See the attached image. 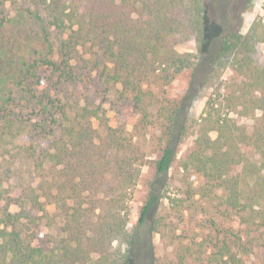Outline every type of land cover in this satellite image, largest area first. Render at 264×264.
<instances>
[{"label": "trees", "instance_id": "16d2710c", "mask_svg": "<svg viewBox=\"0 0 264 264\" xmlns=\"http://www.w3.org/2000/svg\"><path fill=\"white\" fill-rule=\"evenodd\" d=\"M11 1L0 0V29L10 22L6 4ZM28 1L46 12L49 25L63 38L57 59L50 46L48 53L28 50L18 59L11 55L16 49L0 44V157L8 161L18 138L30 140L25 154L39 177L31 201L44 212L53 204L62 226L57 239L38 246L26 235L21 213L0 206V264H129L141 248L139 229L151 219L149 229L159 232L155 217L161 191L189 135L196 92L178 97L169 89L185 70L192 71L193 82L204 67L206 84L228 67L241 80L232 79L224 92L209 98L182 168L188 180L202 182L196 194L209 199L223 191L228 215L251 226L257 214L264 227V65L256 58L264 24L255 22L242 34L241 12L231 10L234 0H213L227 25L212 52L205 48L211 28L205 0ZM239 1L250 9L252 0ZM192 39L198 53L176 50L179 42ZM77 66L96 71L105 94L114 91L125 105L123 113L117 111L120 126H111L103 106L85 105L69 114L59 94L61 86L80 78ZM39 71L50 72L42 91L33 88L41 85ZM23 101L43 119L35 122L39 132L53 137L51 153L35 156L34 127L25 128ZM257 112L261 115L251 133L231 117ZM128 125L132 133L125 130ZM148 131L157 135L159 148L149 161L134 141ZM146 163L156 179L149 183L138 224L130 229L129 202ZM236 247L238 242H224L210 263L240 264Z\"/></svg>", "mask_w": 264, "mask_h": 264}, {"label": "rangeland", "instance_id": "374dc122", "mask_svg": "<svg viewBox=\"0 0 264 264\" xmlns=\"http://www.w3.org/2000/svg\"><path fill=\"white\" fill-rule=\"evenodd\" d=\"M211 1L212 6H210ZM205 2L208 5L207 17L211 26L205 48L213 52L217 49V36L221 34V28H225L227 23L219 18L213 0H205ZM231 10L241 12L242 34H247L255 22L264 24V0H252L248 10H244L242 2L234 0ZM6 16L10 22L0 29V44L17 50L12 51L11 55L19 59L26 55L28 50L32 53L37 51L48 53L50 46L54 52L53 57L58 58L59 44L63 36L49 25V18L43 9L36 8L28 0H13L6 4ZM46 38L49 39V44ZM176 50L179 53L196 54L197 42L194 39L179 42ZM256 58L264 65V43L260 44ZM205 69L206 67L201 68L197 80L193 82L192 71L185 70L169 89L171 96L178 97L191 94L193 90L196 92L190 106L189 135L181 144L177 160L168 172L167 185L161 191L163 198L159 202L155 217L160 222L159 232L152 233L149 229L151 219L148 226L139 229L141 248L140 251L131 254L129 264H211V254L224 242L240 244L239 248H234V252L240 257V264H264V227H260L259 216L255 214L256 219L251 226H248L240 216L228 215L224 192L219 191L217 198H202L196 194L202 182L193 183L188 180L182 168L184 157L193 148L197 138L196 122L203 114L209 98L213 94L224 92L225 86L232 79L241 80L233 69L228 67L220 76L206 84ZM76 72L80 78L61 86L59 94V97L68 103L69 114L72 115L85 105L103 106L107 117L111 118V126H120L117 111L123 113L127 108L124 109L125 105L116 99L114 91L105 94V87L96 77V71L83 72V68L77 66ZM49 75L50 72L39 71L41 85L33 88L39 90L40 86H43L44 89ZM22 106H24L22 117L26 130L30 132V127H34V131L30 133L36 137L32 145L36 151L35 156L51 153L53 137L44 136L43 132L40 133L39 128L35 127L37 125L35 122H43V119L36 117L25 101ZM260 115V112L249 116L232 113L231 117L251 133L255 120ZM125 130L128 133L133 132L130 125L125 127ZM152 133L148 131L145 135H137L134 138L148 161L157 156L159 149L157 135L152 136ZM211 137L215 139L217 133L212 132ZM30 144V140L26 137L18 138L10 147L11 154L7 156L8 161L0 157V206H5L11 213H21V222L25 226L26 235L34 240L36 245L43 246L59 237L62 221L53 204L46 206L47 212H44L39 205L31 201L32 190L37 187L39 177L34 171L32 159L25 154ZM155 179L154 170L150 168L149 163H146L142 167L140 181L129 202L130 229L138 224L141 209L148 199L149 183ZM40 202H44V199H40Z\"/></svg>", "mask_w": 264, "mask_h": 264}]
</instances>
